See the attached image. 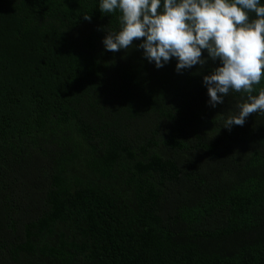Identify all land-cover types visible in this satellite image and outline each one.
Here are the masks:
<instances>
[{
    "label": "trees",
    "instance_id": "16d2710c",
    "mask_svg": "<svg viewBox=\"0 0 264 264\" xmlns=\"http://www.w3.org/2000/svg\"><path fill=\"white\" fill-rule=\"evenodd\" d=\"M98 2L0 0V264H264V115L105 51Z\"/></svg>",
    "mask_w": 264,
    "mask_h": 264
},
{
    "label": "clouds",
    "instance_id": "9594fccd",
    "mask_svg": "<svg viewBox=\"0 0 264 264\" xmlns=\"http://www.w3.org/2000/svg\"><path fill=\"white\" fill-rule=\"evenodd\" d=\"M98 9L118 13V30L102 39L105 51L142 50L157 69L174 59L178 74L218 62L203 75L208 105L223 104L230 92L247 94L222 128L243 126L252 113L264 115V88L252 94L264 76V0H99Z\"/></svg>",
    "mask_w": 264,
    "mask_h": 264
}]
</instances>
